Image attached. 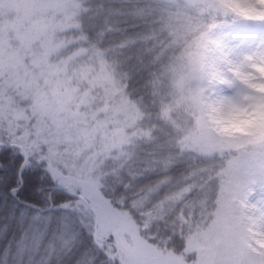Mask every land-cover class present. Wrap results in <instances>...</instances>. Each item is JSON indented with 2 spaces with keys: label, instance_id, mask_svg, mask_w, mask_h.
<instances>
[{
  "label": "clouds",
  "instance_id": "clouds-1",
  "mask_svg": "<svg viewBox=\"0 0 264 264\" xmlns=\"http://www.w3.org/2000/svg\"><path fill=\"white\" fill-rule=\"evenodd\" d=\"M105 12L93 35L82 32L78 17ZM145 22L146 30L128 32ZM243 29L264 30V0H0V138L27 141L35 120L36 134L50 131L89 165L54 206L74 222L85 208L90 162L103 155V164L113 150L120 156L126 146L169 143L194 161L264 157V31ZM193 136L213 143L202 148ZM142 175L124 183L129 213L138 211L137 199L170 206L178 223L200 211L185 207L198 183L192 171L178 184L170 177L134 183ZM236 207L252 211L239 198ZM151 226L138 225L149 238ZM253 232L264 258L257 242L264 233ZM16 264H25L22 255Z\"/></svg>",
  "mask_w": 264,
  "mask_h": 264
},
{
  "label": "trees",
  "instance_id": "trees-1",
  "mask_svg": "<svg viewBox=\"0 0 264 264\" xmlns=\"http://www.w3.org/2000/svg\"><path fill=\"white\" fill-rule=\"evenodd\" d=\"M92 2L95 3L96 0ZM111 6L119 7L120 5L113 3ZM127 7L130 8L131 5ZM106 16H108L107 12L99 16L81 15L78 19L81 22L82 32L93 35L103 25ZM110 19L116 18L110 17ZM142 27L146 30L147 22L144 25L128 28V32L134 33ZM69 31L75 30L69 29ZM144 59L147 60V57ZM137 67L139 65H132V70L135 71ZM141 75L143 76V73ZM52 135L54 134L48 135L47 132L41 135L44 141H39L40 150L34 155L24 153V159L18 152V143L10 145L11 141L2 142L3 147L0 148V257H6L9 264H15L16 259L21 255L25 264H29L30 261H33L32 264H75L83 248L79 241L75 245L72 241L76 234L83 231L81 241L87 242V236L91 234L94 243L104 247L109 253V259L114 256L112 243H115L125 254L124 264H135L136 258L142 259L144 264H153L154 261L144 255L146 252L154 256L150 250L153 248L156 249L154 252L159 260L164 257L179 259L183 262L193 260L194 254L190 250V240L192 236L200 232L201 226L207 219L204 214V197L194 196L193 199L188 200L185 204L186 208L191 210L195 207L200 211L186 213L188 219L182 218L178 223L174 219L170 206H164L162 212L157 215L155 210L159 204L154 207V199H137L132 207L138 211L129 213L126 210L129 202L122 199V194L128 195L124 190V183L140 173L143 174L142 177L134 183L142 184L153 177L159 179L170 177L172 184L189 183L186 177L187 173L192 171L193 179L198 180L194 187L199 191L218 179L217 172L223 159L194 161L191 156L177 155L169 143L126 146L120 156H117L116 151L113 150L103 164L97 159L99 163L96 166L90 165L93 167L89 185L96 195L90 197L88 191L85 193L81 201L85 208L79 220L74 222L73 217L68 215L65 218L66 214L55 209L54 206L66 198L68 189L80 179L56 171L54 165L49 162L46 145L54 144L47 142L51 141L49 136ZM55 145L59 148L65 146L61 139ZM98 158L101 160V157ZM13 189H15L14 193ZM140 212H145L146 216H141ZM104 214L111 221L115 220L114 215L124 220V236L131 243L129 249H125L124 244L117 241L118 229L106 221ZM145 219L152 222L151 232L155 234L152 238L138 227ZM26 248H32L31 251L35 255H30ZM126 250L131 252V257L126 256ZM96 254L100 255V264H108V260L103 255L99 252Z\"/></svg>",
  "mask_w": 264,
  "mask_h": 264
},
{
  "label": "snow or ice",
  "instance_id": "snow-or-ice-1",
  "mask_svg": "<svg viewBox=\"0 0 264 264\" xmlns=\"http://www.w3.org/2000/svg\"><path fill=\"white\" fill-rule=\"evenodd\" d=\"M217 176V180L199 191L192 188V195L207 198L204 208L207 219L200 228L204 246L200 264H264V258L254 251L255 245L248 234L249 222H237L230 212L236 206L237 198L246 200L252 209L246 215L252 230L264 233V157L242 153L226 160V164L222 160ZM83 234V231L79 232L72 241L73 245L79 241L83 248L79 264H100L97 252L108 260V264H118L115 256L109 259L105 248L94 243L91 234L87 236V242L81 241Z\"/></svg>",
  "mask_w": 264,
  "mask_h": 264
},
{
  "label": "rangeland",
  "instance_id": "rangeland-1",
  "mask_svg": "<svg viewBox=\"0 0 264 264\" xmlns=\"http://www.w3.org/2000/svg\"><path fill=\"white\" fill-rule=\"evenodd\" d=\"M243 30H245V31H264V30H257V29H243ZM35 123H36L35 120H33L28 125V128L30 130V134L28 136L27 141H25L23 138L16 141V143H18V147L20 148V149L17 148L18 152L21 155L24 153L34 155V153H36L40 150L39 143L44 141V139L41 138V135H43L45 132L40 133V134H36L35 129L32 128V124H35ZM47 134L50 135L51 134L50 131L47 132ZM19 135H20V133L18 131L16 133V136H19ZM49 137H51V141H47V142H53L54 144L51 143V144L46 145V150L49 153V162L54 165V168L56 171L64 173L66 175H70L71 177H73L75 179H81L83 176L88 174L89 165H84L82 167L81 166L82 159L76 157L73 149L69 148V145L67 143L63 142L65 144V146L64 147L62 146V148H59V146H58L59 144L55 145V143L60 138H57L55 135H52ZM11 139L12 138L5 136L3 138H0V143H2L5 140L11 141ZM33 141H34V143H33ZM191 141L193 143H197V144L201 145V147L205 148V149H209L213 143V141L210 137H204V136H193L191 138ZM66 149H68V150L66 151ZM90 151H91V149H89V152ZM247 155L257 156L254 153L247 154ZM100 157H101V159L104 158L103 155H101ZM97 159L100 162V159L99 158H97ZM98 161L96 160L94 164L90 162V165L96 166L99 163ZM92 167H91V171H92ZM87 191H88L90 197L96 195L93 192V189H91L90 185H89V189ZM163 208H164V206H161V205L158 206V208L155 210L157 215H159L162 212ZM230 212H231L232 217L235 218L237 220V222H243V221L249 222L248 234L251 237V240L253 242L256 239L257 233L253 232L250 219L246 215H244L243 212H241L240 209L237 208L236 206L233 207L230 210ZM100 213H102V211ZM102 216H103V214H102ZM105 216L106 215L104 214V217ZM114 217H115V220H112V221L108 220L107 217H105V219L110 224L114 225L116 227V229H118L116 232L117 241H120L121 243H123L125 249H129L131 247V243H130V240L128 238H125V236H124V230H123L124 229V222H123L124 220L118 215H114ZM257 242L264 244V237H262L261 240L257 241ZM250 246H251V244H250ZM203 247L204 246L201 242L200 232H198L194 236H192V238L190 240V250L194 254L193 260H191V261L183 262V261H180L179 259L167 258V257H164L163 259L159 260L158 255L154 252V250H156L155 248L150 249L151 252L154 254V256L152 254H150V253L148 254L146 252H144V255L146 257H148V259L150 258L151 261H154L153 264H200V257H201V252L203 250ZM25 250L27 252H30V255H32V254H33L32 256L35 255V253H32V251H31L32 248H30V249L26 248ZM262 250H264V249H262ZM114 256L116 258L118 257L120 260L122 258V260L125 262V260H124L125 254H123V252L121 250L118 249L117 253H114ZM126 256L131 257V252L126 250ZM31 260H34V259H31ZM144 260H145V258H144ZM32 262L33 261H30L29 264H32ZM35 263H37L36 260H35ZM134 263L135 264H144L142 259L139 260L137 258H136V261H134Z\"/></svg>",
  "mask_w": 264,
  "mask_h": 264
},
{
  "label": "water",
  "instance_id": "water-1",
  "mask_svg": "<svg viewBox=\"0 0 264 264\" xmlns=\"http://www.w3.org/2000/svg\"><path fill=\"white\" fill-rule=\"evenodd\" d=\"M10 145H13V144H10ZM10 145H9V146H10ZM18 148H19V147H18ZM19 149H20V148H19ZM21 151H22V150H21ZM22 152H23V151H22ZM22 155H23V159H24V158H25V157H24V154H22ZM112 246H113V249L115 250L114 252L117 253V251H118V247H117V245H116L115 243H112ZM116 259H117L118 262L121 261L118 257H117Z\"/></svg>",
  "mask_w": 264,
  "mask_h": 264
}]
</instances>
